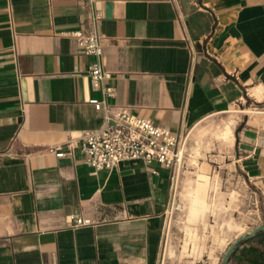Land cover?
<instances>
[{
    "label": "crops",
    "instance_id": "crops-1",
    "mask_svg": "<svg viewBox=\"0 0 264 264\" xmlns=\"http://www.w3.org/2000/svg\"><path fill=\"white\" fill-rule=\"evenodd\" d=\"M100 38L115 96L88 74L69 32ZM264 0H0V264H170L171 171L142 158L95 170L79 149L127 107L180 135L235 114L227 165L264 198ZM232 130V127L228 126ZM68 150L67 147H64ZM207 182L189 185L199 201ZM71 215L93 223L73 226ZM235 261L232 257L231 263Z\"/></svg>",
    "mask_w": 264,
    "mask_h": 264
},
{
    "label": "rangeland",
    "instance_id": "rangeland-1",
    "mask_svg": "<svg viewBox=\"0 0 264 264\" xmlns=\"http://www.w3.org/2000/svg\"><path fill=\"white\" fill-rule=\"evenodd\" d=\"M234 117V113L212 116L192 139L188 134L185 163L175 176L167 215L163 259L170 264H222L237 237L264 223L260 188L222 165L228 159L223 155L233 148ZM200 181L207 182L206 194L192 204L189 185ZM250 239L257 241L255 236Z\"/></svg>",
    "mask_w": 264,
    "mask_h": 264
},
{
    "label": "built area",
    "instance_id": "built-area-1",
    "mask_svg": "<svg viewBox=\"0 0 264 264\" xmlns=\"http://www.w3.org/2000/svg\"><path fill=\"white\" fill-rule=\"evenodd\" d=\"M75 37L81 50L93 56L88 65V74L93 87L101 90L103 99L92 98L90 101L96 109L106 108V98L115 96L116 88L109 81L112 73L102 63L103 47L100 38L82 29L69 32ZM244 112L261 114V128H264V104H255ZM188 134L180 135L161 126L151 118L133 113L127 107H117L106 114V124L100 130L83 131L80 137H70L63 144L47 147L50 153L62 158L74 149H79L83 160L95 170L116 167L122 160L142 158L151 164H158L169 169L173 179L185 163ZM67 147L68 150H65ZM73 226L92 224L90 218L71 215Z\"/></svg>",
    "mask_w": 264,
    "mask_h": 264
},
{
    "label": "trees",
    "instance_id": "trees-1",
    "mask_svg": "<svg viewBox=\"0 0 264 264\" xmlns=\"http://www.w3.org/2000/svg\"><path fill=\"white\" fill-rule=\"evenodd\" d=\"M255 237H257L256 242L251 239L241 240L230 258L235 256L240 264H264V229L258 232Z\"/></svg>",
    "mask_w": 264,
    "mask_h": 264
},
{
    "label": "water",
    "instance_id": "water-1",
    "mask_svg": "<svg viewBox=\"0 0 264 264\" xmlns=\"http://www.w3.org/2000/svg\"><path fill=\"white\" fill-rule=\"evenodd\" d=\"M264 229V223L263 224H260L258 226H256L252 231H250L249 233L247 234H242L240 235L239 237H237V239L230 245V247L227 249L224 257H223V260H222V264H227L229 259H230V256L233 252V250L235 249V247L238 245V243L241 241V240H244V239H250L252 237H254L258 232H260L261 230Z\"/></svg>",
    "mask_w": 264,
    "mask_h": 264
},
{
    "label": "bare ground",
    "instance_id": "bare-ground-1",
    "mask_svg": "<svg viewBox=\"0 0 264 264\" xmlns=\"http://www.w3.org/2000/svg\"><path fill=\"white\" fill-rule=\"evenodd\" d=\"M183 205L182 204H180V206L179 207H182Z\"/></svg>",
    "mask_w": 264,
    "mask_h": 264
}]
</instances>
